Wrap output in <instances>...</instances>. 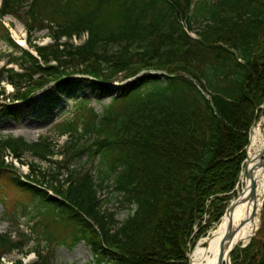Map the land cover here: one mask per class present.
Returning <instances> with one entry per match:
<instances>
[{"label":"trees","instance_id":"1","mask_svg":"<svg viewBox=\"0 0 264 264\" xmlns=\"http://www.w3.org/2000/svg\"><path fill=\"white\" fill-rule=\"evenodd\" d=\"M4 14L30 30L49 28L54 43L37 46L41 59L35 58L0 23V39L19 51L10 59L22 69H1L0 80L13 92L0 90V111L13 112L14 101L50 83L71 94L73 70L102 88L133 79L116 87L119 94L101 113L87 107L83 116L59 124L58 133L72 138L62 150L55 152L46 139L0 138L6 190L37 199L46 210L43 237L70 245L85 241L94 264H189V246L210 219L219 221L236 193L249 129L264 110V0H3ZM81 31L89 37L80 46L60 47L61 36ZM8 147L18 159L26 151L39 159L66 155L67 169L90 150L100 155L99 181L76 168L64 179L56 173L40 179L32 166L22 179L2 157ZM108 180L133 208L122 220L97 196ZM262 233L235 248L231 264H264ZM20 236L0 234V264L13 251H29L31 236ZM36 254L25 264H52L50 253ZM12 264L24 263L17 258Z\"/></svg>","mask_w":264,"mask_h":264},{"label":"rangeland","instance_id":"2","mask_svg":"<svg viewBox=\"0 0 264 264\" xmlns=\"http://www.w3.org/2000/svg\"><path fill=\"white\" fill-rule=\"evenodd\" d=\"M26 3H28V1H26ZM21 7L20 15H23L26 7ZM2 22L11 30L13 36L14 34H19V32L25 28L24 22L14 16L4 15ZM47 33L46 29L31 30L30 36L32 42L37 44L46 41ZM17 54H19V52H14L13 48H10L5 41L0 39V66L5 64L10 57ZM149 72L153 73V71ZM156 75L160 78L163 77L159 72ZM71 78L74 83V90L71 94H66L65 91H55L51 84L49 90L36 94L34 96V101L28 104L15 103L13 107L14 112L9 113L0 111V138L7 137L8 135L23 136L28 143L46 139L53 145L55 152L57 150H62L65 145L64 143H68L72 138L69 134L61 135L58 133V125L65 121L76 120L77 116L80 117L85 114L86 106L82 107V105H80L81 101L86 100L87 106L93 107L94 110L101 113L105 105L109 103L110 97L119 94L116 87L133 80L127 79L123 81L117 79L115 82L108 85L107 88H102L94 78L84 73L79 74L73 71ZM4 85L5 92L11 90L9 84L4 82ZM2 102L3 100L0 98V103ZM260 113L255 125L258 122L264 121V110ZM252 128L253 127H251L250 130H252ZM91 139L93 140V138L87 139L86 143H90ZM82 147H85V145H82ZM69 149L70 146L68 150H66L67 154H69ZM2 157L4 160L8 159L5 153ZM65 157L66 155L62 156L57 153V155H53L51 159H39L26 151L21 155L19 163L16 161L17 158L16 160L13 158V164L18 169L19 174L29 173L32 166L35 169L34 174L37 178H42L41 174L45 173L47 179L50 180L49 175L56 173L59 178L64 179L67 177V169L62 165ZM9 161H11V158H9ZM99 163L100 155L97 153L93 154L90 150L86 149L81 156L74 158L68 165H70V169H79L80 174L89 170L91 174L94 173V175L97 176V179L99 178L98 170L101 168ZM242 177L243 176L239 178L240 182L236 187L237 191H239V188L242 187L244 183ZM96 181L98 182L99 179ZM110 183L111 182L108 180L107 183L104 184L105 186L98 190L97 196L103 201V209L113 211L115 213V218L122 220L133 211V208L128 205L123 195L113 190ZM263 205L264 197L262 205L258 210L259 212L257 213L258 225L253 235L257 238H261L264 230ZM44 209L45 207H43L37 199H30L29 197L19 196L14 192H9L0 181V233L9 231L12 236L19 237L20 234L24 232L31 236L28 242L29 244L26 246L31 249V252H29L28 255H24V263L35 259L36 254L32 251L41 250L42 252L43 250L42 253H46L47 251L50 253L52 264H94L92 252L84 241H79L74 245H70L63 244L56 240L48 242V240L43 237L44 233L41 231L45 223V221H42L45 216ZM204 217V220L208 221L210 219V214ZM218 223H213L211 219L208 221L209 225L204 236L194 241L189 254L202 238L208 236L209 232L217 227ZM19 257H22V255L13 251V253L4 257V262L6 264H11Z\"/></svg>","mask_w":264,"mask_h":264},{"label":"bare ground","instance_id":"3","mask_svg":"<svg viewBox=\"0 0 264 264\" xmlns=\"http://www.w3.org/2000/svg\"><path fill=\"white\" fill-rule=\"evenodd\" d=\"M249 135L247 157L251 158L250 166L254 169L252 178L247 180L242 177L244 183L236 196L239 201L230 211V215L224 214L217 227L198 242L189 254L190 264H219L221 256V264H224V259L231 246L246 243L254 234L258 225L257 213L262 205L260 198L264 194V164H260L264 159V121L254 125ZM252 181L255 183L256 198H249ZM253 209L256 215L249 219ZM229 230H233L230 246H226L221 252V241Z\"/></svg>","mask_w":264,"mask_h":264},{"label":"water","instance_id":"4","mask_svg":"<svg viewBox=\"0 0 264 264\" xmlns=\"http://www.w3.org/2000/svg\"><path fill=\"white\" fill-rule=\"evenodd\" d=\"M248 147V146H247ZM247 149V148H246ZM246 157H247V152H246ZM262 158V157H261ZM260 164H264V159L262 160V162H260ZM259 164V165H260ZM251 165V158L250 157H247L246 159V164H245V179H250L252 178V174H253V168L250 166ZM254 181H252L251 183V186H250V195H249V198H256L255 197V186H254ZM237 199V200H236ZM263 199V196H261L260 200ZM231 202L229 203V206L227 207L225 213L227 215H230V211L233 209V207L236 205V203L239 201L238 198H234L232 200H230ZM256 207V206H255ZM255 209L252 210L250 216H249V219H252L255 215ZM233 230H229L227 233H225V236L223 238V240L221 241V252L224 250V248L226 246H230V242H231V239L233 237ZM236 244H234L233 246H231V248L228 250L227 254H226V259H225V264H230V253H231V250L233 248H235ZM221 256V255H220ZM221 260H222V256L220 258V261H219V264H221Z\"/></svg>","mask_w":264,"mask_h":264}]
</instances>
